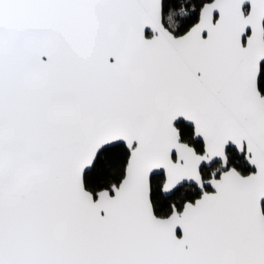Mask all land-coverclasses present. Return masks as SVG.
Wrapping results in <instances>:
<instances>
[{"label": "snow or ice", "instance_id": "snow-or-ice-1", "mask_svg": "<svg viewBox=\"0 0 264 264\" xmlns=\"http://www.w3.org/2000/svg\"><path fill=\"white\" fill-rule=\"evenodd\" d=\"M0 264H264V0H0Z\"/></svg>", "mask_w": 264, "mask_h": 264}]
</instances>
